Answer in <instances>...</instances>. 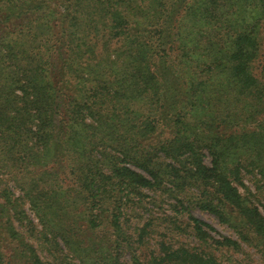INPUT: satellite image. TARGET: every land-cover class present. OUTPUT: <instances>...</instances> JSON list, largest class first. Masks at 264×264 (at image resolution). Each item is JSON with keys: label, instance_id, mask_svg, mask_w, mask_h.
<instances>
[{"label": "trees", "instance_id": "obj_1", "mask_svg": "<svg viewBox=\"0 0 264 264\" xmlns=\"http://www.w3.org/2000/svg\"><path fill=\"white\" fill-rule=\"evenodd\" d=\"M263 21L264 0H0V177L22 191L2 187L0 208L50 253L10 222L17 258L50 264L42 257L61 240L70 260L58 264H130L123 204L144 189L173 199L199 241L240 247L214 239L194 207L264 253V216L234 185L241 170L264 174ZM100 226L107 235L91 239ZM140 231L134 264H221L170 244L145 259Z\"/></svg>", "mask_w": 264, "mask_h": 264}, {"label": "rangeland", "instance_id": "obj_2", "mask_svg": "<svg viewBox=\"0 0 264 264\" xmlns=\"http://www.w3.org/2000/svg\"><path fill=\"white\" fill-rule=\"evenodd\" d=\"M262 36V48L258 63L255 64L256 69L254 72L256 75L264 77V21L262 23ZM203 152L205 153L203 159L204 163L209 164L210 156L206 150H203ZM129 167L138 169L132 165H129ZM4 173L7 172L5 171ZM241 173L242 184L240 185L234 183V185L238 187L240 193L245 194L247 189L250 191V197L253 203L264 216V174L257 170H241ZM0 178V189L5 186L14 193L15 197L22 195V191L20 189L21 185L17 181L16 176L13 174H4ZM0 201H3L2 198H0ZM131 202H134L131 208H129L130 206H124L123 204L124 213H126L127 216H123L122 220L125 229L130 232L132 235L131 237H133L134 240H132V244H128L127 247H123L121 253L122 256L129 259L132 264H134L132 260V254L134 253L133 250L135 249L134 247L137 246V240H135V238L139 236V233H141L140 229L142 227H146L147 231L145 235L147 243L143 242L140 247L142 254H145V259L150 253H152V251H155V249H163L170 244L174 247H196L199 251L212 253L221 264H264V253L256 247L252 238L247 241L243 240L241 236L239 237L237 235L235 229L226 223L220 222L212 213L200 210L197 207L190 209L193 215L199 217L211 226L212 229L208 230V232L214 239L222 240L224 237L232 238L239 242V249L226 247L214 249L216 244H214L212 240L209 239L207 242L199 241L186 224L187 218L184 211L181 213L182 215L173 217L170 205L175 201L167 197L165 194L144 189L143 195L132 197V200L129 202L130 205L132 204ZM21 205V209H23L28 219L32 220L34 223H38V218L34 212L31 211L30 205L26 202ZM73 205L74 203L70 204L69 209H73V215H76L78 210L77 208H72ZM3 209L4 208H0V252L4 257L2 264H26L21 261V259L17 258V249L20 244L17 239L13 240L10 237V231H8L7 228L10 222L14 229L18 231L20 237L24 240L28 239V241L32 242L42 256L50 254L48 252L46 253L43 248V241L39 238L40 233H37L36 230H32V225L28 224L27 219H16L15 217L8 216ZM67 219L69 220V218ZM174 219H178L179 221H175ZM82 220H80L79 223H75V231H77L76 233L84 239V242H87L86 237L88 235H85L87 232H85V234L82 232V229H84L86 225L82 226L81 230L78 229V225L84 222ZM37 228L40 229V227ZM103 230H105L103 227H98L95 230V233L91 235L89 234L91 239H93L96 235H98L96 236L98 238H102V235L104 234L107 235L103 232ZM37 235L38 238H35ZM253 237L257 241V237L254 235ZM52 247H50V249H52L53 254L48 257L46 256L45 258L42 257L46 263L49 260L50 264H58L61 255H64L67 261L70 260V252L66 250V247L61 240H59L57 247H54L53 245ZM140 254L141 252L138 256H140ZM142 260L144 261L143 256ZM27 264L29 263L27 262Z\"/></svg>", "mask_w": 264, "mask_h": 264}]
</instances>
